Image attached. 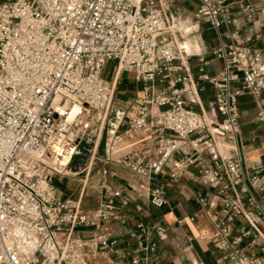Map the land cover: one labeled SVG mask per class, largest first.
Instances as JSON below:
<instances>
[{"label":"built area","instance_id":"built-area-1","mask_svg":"<svg viewBox=\"0 0 264 264\" xmlns=\"http://www.w3.org/2000/svg\"><path fill=\"white\" fill-rule=\"evenodd\" d=\"M198 1V21L216 30L233 23L224 0ZM260 1L261 8L240 5L258 28L264 27ZM232 39L212 51L223 63L220 72L209 74L208 61L199 58L195 79L186 51L171 41L166 0H0V264H94L118 252L106 234H76L121 219L132 197L109 182L116 172H100L101 203L92 211L84 210L83 196L62 198L53 182L66 175L82 138L107 122L116 81L104 78L103 69L112 61L142 87L109 130L104 162L126 168L147 187L149 203L162 208L167 199L157 177L181 153L171 177L191 176L194 168L202 185L225 198L211 237L223 258L264 264V232L252 216L264 220V207L245 170L238 104L241 94L252 95L264 128V59ZM199 81L216 88L209 111ZM241 216L251 229L233 235L231 224ZM152 230L166 237L165 228ZM249 236L262 255L244 251ZM131 237L138 246L127 254L138 264L136 251L152 252L155 244L147 243L142 224Z\"/></svg>","mask_w":264,"mask_h":264},{"label":"crops","instance_id":"crops-1","mask_svg":"<svg viewBox=\"0 0 264 264\" xmlns=\"http://www.w3.org/2000/svg\"><path fill=\"white\" fill-rule=\"evenodd\" d=\"M166 1L169 4L171 0ZM177 1L183 6L188 5L189 13L188 15L185 12L178 13V16H174L169 10L170 17L174 19V24L171 26V41L178 48L186 51L184 59H187V69L195 79L199 76V58L208 61L206 71L209 74L216 75L220 72L223 63L214 57L212 51L222 41L231 43L232 38L239 39L252 50L258 51L264 59V27H255L252 22L247 21L240 8L241 4L247 3L261 8L263 3L260 0H224L231 8L233 23L219 30L197 20L198 0ZM257 19L264 21V13H258ZM103 77L115 80L116 84L119 81L122 83L123 89L127 92L125 98L128 99V106H131L140 94L142 84L137 83L132 75L127 73L122 75L116 65L107 63L103 69ZM199 84L202 88L201 105L209 111L216 95V88L205 81H199ZM240 87L241 81L232 83V90H238ZM262 95L264 97V90ZM238 104L241 152L245 170L247 177L252 179L250 182L252 193L264 207V128L257 120V107L252 95L241 94L238 97ZM124 127L125 122L121 121L117 130L122 131ZM180 156L181 153L174 155L172 161ZM172 161L156 181L165 187L167 204L162 208L154 207L149 203L147 187L136 180L126 168L115 164L109 165V168L116 172V177L108 179L109 182L114 187L121 188L124 194L130 195L132 200L121 209V219L105 225L102 230L97 231L89 227L79 228L76 231L77 235L85 238L106 234L116 240L118 252L108 254L94 264H133V255H128L127 252L137 249V241L131 237V234L137 232L139 224L148 229L147 243H154L155 250L146 253L136 251L134 255L140 258L138 264H235L223 258L224 253L216 247L211 238L216 224L223 215L225 198L217 195L210 186L202 185L194 168H190L191 176L172 178ZM56 177L60 184H56L54 180L53 182L62 198L84 197L86 186H82L77 198L76 183L62 176ZM100 192L101 188L95 200L84 202L85 211H92L100 205ZM244 204L246 209L251 211L246 200ZM252 216L257 226L264 232V220L255 214ZM154 226L165 228L164 239L152 230ZM242 228L251 229L246 219L241 216L231 224L233 235H239ZM252 240V236L246 237L241 244L242 248L246 252L262 255L259 248L252 244Z\"/></svg>","mask_w":264,"mask_h":264},{"label":"rangeland","instance_id":"rangeland-1","mask_svg":"<svg viewBox=\"0 0 264 264\" xmlns=\"http://www.w3.org/2000/svg\"><path fill=\"white\" fill-rule=\"evenodd\" d=\"M168 5L170 12L174 14V16H178V13L183 14L185 12L186 15L189 13V6H183L177 0H171ZM173 21L174 19L170 17L171 26L174 24ZM109 64L117 66L114 61L109 62ZM123 74L124 73H122V75ZM126 95L127 92L123 89V85L119 81L116 84L114 99L106 124L104 126L100 124L94 126L87 135L82 138L74 157L66 169V175L62 176L76 183L78 194L76 193L75 197L77 198L87 179L83 202L95 200L99 195V190L101 188L99 183L100 172L105 168H109V165L104 162L108 132L120 122L121 111L130 107L128 106V99L125 98ZM54 182L60 184L57 177L54 179Z\"/></svg>","mask_w":264,"mask_h":264},{"label":"bare ground","instance_id":"bare-ground-1","mask_svg":"<svg viewBox=\"0 0 264 264\" xmlns=\"http://www.w3.org/2000/svg\"><path fill=\"white\" fill-rule=\"evenodd\" d=\"M187 43V42H186ZM190 43V42H189ZM187 45H188V43H187ZM183 48V47H182ZM186 48V47H185ZM188 48H189V46H188ZM190 49V48H189Z\"/></svg>","mask_w":264,"mask_h":264}]
</instances>
